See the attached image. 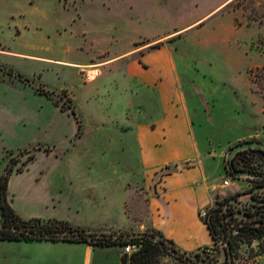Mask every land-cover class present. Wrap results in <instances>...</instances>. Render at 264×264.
<instances>
[{
    "label": "crops",
    "instance_id": "crops-1",
    "mask_svg": "<svg viewBox=\"0 0 264 264\" xmlns=\"http://www.w3.org/2000/svg\"><path fill=\"white\" fill-rule=\"evenodd\" d=\"M254 37L255 33L243 39L244 51ZM228 38L223 36L218 42L224 45ZM223 50L229 66L219 70L199 64L196 71L204 78L183 83L175 77L176 65L170 61V51L164 56L160 54L164 46L140 47L139 56L121 66L115 80V98L108 99L111 108L100 111L93 122L80 119L72 90L57 88L69 93L81 125L82 133L76 141L86 133L113 134L117 140L111 143L106 138L101 146L103 153L114 147L124 157H64L70 144L75 145L73 139L60 151L51 144L37 146L46 155H54L39 161L31 149L24 148L33 156L27 160L18 152L20 147L11 150L0 144V175L12 157L13 169L20 167L11 172L7 182L8 201L14 211L23 219H57L95 233L126 235L122 239L154 229L181 252L194 253L210 247L214 240L208 226L200 220L199 210L210 209L216 200L241 191L234 186L233 191L224 192L228 186L221 185L226 173L223 152L218 148L243 140V129L255 124L248 119L256 96L249 77L243 101L221 74L223 70L227 74L232 66V49L227 46ZM13 53L33 57L26 51ZM118 56L68 63L77 69L83 84H91L103 76L102 64ZM0 63L4 64L1 59ZM6 73L0 68V107L8 93H21L35 101L39 109L46 107L71 115L78 125L69 110L61 109L51 97L36 90L40 85L57 91L42 82L40 72L37 77L33 74L37 80L27 82ZM86 99L92 98L87 95ZM8 115L17 118L21 111L9 113L0 108V134L16 129L8 125ZM229 119L235 122L225 129ZM211 135H216L217 144L212 142ZM159 167L168 170L157 179ZM122 257L121 242L100 245L62 239L0 240V264H122ZM243 264H264V253Z\"/></svg>",
    "mask_w": 264,
    "mask_h": 264
},
{
    "label": "rangeland",
    "instance_id": "rangeland-1",
    "mask_svg": "<svg viewBox=\"0 0 264 264\" xmlns=\"http://www.w3.org/2000/svg\"><path fill=\"white\" fill-rule=\"evenodd\" d=\"M253 33L255 37L249 48L245 49L250 55L243 49V39ZM223 36L229 37V42L224 45L218 42ZM161 46H164V52L160 54L165 56L170 51V61L176 65L175 77L180 82L194 83L204 78L196 71L199 64L207 68L216 66L219 70L229 66L222 53L227 46L232 49V66L227 74H223L224 70L221 74L233 84L236 94L243 101L242 94L249 77L250 87L256 96L252 99L254 109L248 119L255 124L243 129L242 136L246 137L243 140L232 141L228 145L224 143L218 148L223 152L222 164L226 173L225 169L230 163L227 154L231 147L250 140L264 142V0H0L2 65L27 75L30 81L37 80V73L40 72L42 82L50 89L64 86L72 90L80 119L85 122H93L98 119L100 111L111 108L108 99L115 98V80L121 66L139 56L140 47L157 49ZM13 50L26 51L33 57L19 56ZM114 56L118 57L102 64L103 76L91 84H83L77 69L68 63L85 62L90 58L104 60ZM51 92V98L59 107H72L69 93L64 88ZM16 95L8 93L0 107L9 113L16 109L21 111L20 117H6L11 122L8 125L16 129L1 133L0 144L11 150L20 147L22 150L18 152L23 153V158L28 157L24 148L31 149L39 161L54 155H46L37 150V146L51 144L60 151L81 135V125L79 123L78 126L71 115L46 107L39 109L28 96L21 93ZM87 95L92 98L90 101H87ZM18 122L19 125L15 124ZM234 122L229 119L225 129ZM211 137L212 142L217 144L216 135ZM106 138L111 143L117 140L113 134L86 133L74 146L70 144L64 157H124L114 147L103 153L101 146H104ZM249 148L258 147L240 149L232 158L239 151ZM58 153L57 156L60 155ZM1 162L0 159V166ZM244 163L245 160H239L238 167L248 168L253 173L239 171L224 176L230 180V186L224 192L233 191L235 187L241 190L237 195L236 207L245 205L250 200V194L264 193V188L253 185L254 181L260 179L259 173L264 174V157L256 153L246 165ZM163 168L159 167L156 172ZM199 217L206 224L200 214ZM209 246L200 258L190 257L205 263H229L221 243ZM235 252L243 253V257L245 253V257L237 262L233 259V264L247 263L252 258H249L243 243H239ZM153 264L190 263L171 253L161 252Z\"/></svg>",
    "mask_w": 264,
    "mask_h": 264
},
{
    "label": "trees",
    "instance_id": "trees-1",
    "mask_svg": "<svg viewBox=\"0 0 264 264\" xmlns=\"http://www.w3.org/2000/svg\"><path fill=\"white\" fill-rule=\"evenodd\" d=\"M0 68L6 70L8 73L18 77L23 81H29L27 77L18 72H14L11 68H6L2 64H0ZM36 90L41 94L52 97L53 92L49 90H46L42 87H36ZM60 108L63 110L68 109L71 114L77 119L76 112L74 108L70 107V105H60ZM256 153L264 157V150L260 148H249L239 151L232 158L231 162L228 163V168L225 169L226 173L228 175L236 174L239 171L253 173V171L248 168H239L238 162L239 160L243 159L246 163L250 161L252 159V155ZM32 158V155H28L27 160ZM12 159L13 157L9 160L8 165H6L0 175V225L3 226L0 227V240L62 239L100 245H109L117 242H121L123 245H126L127 242L136 241L140 244V248L132 253V264H153L157 256H159L161 252L170 253L167 249L168 247H172L173 249L179 251L171 240L165 238L160 231L154 229H150L147 232L150 233L151 236L156 237L157 240H153L151 237L146 235L131 237L129 239L113 238L111 236L104 235L101 237H93L91 240H89L85 236V234L91 233V231L85 227L74 226L66 221L57 219L44 220L40 218H21L14 211L8 201L7 182L9 175L13 170H20V167L13 169ZM259 178L260 179L258 181H254L253 185L255 187L264 188V174L259 173ZM237 195H239V193H235L234 195H230L224 198L225 200L232 198L237 201ZM249 199L250 200H248V202L245 203V205H243L242 207H236L234 205L228 206V213L232 214L231 221H224L222 219L223 213L221 212V206L224 204V202H221L219 200H216L215 205L210 208L207 217L205 218V222L209 228L214 243L216 244L218 241L228 242L230 244V252L233 258L235 250L238 247L239 243H243L246 245L247 252H249V258L264 253V193L263 195L250 194ZM232 223L233 225H231ZM10 226H16L19 228L36 231L41 233L42 235H61L67 233H76L80 234V236L74 238H38L20 231L12 230L9 228ZM229 229H235L236 232L234 234H229ZM254 240L257 241L256 248L250 246ZM206 248L208 247L205 246L202 249ZM181 253L188 257H190L191 255L197 257L199 254V252L187 253L184 251H182Z\"/></svg>",
    "mask_w": 264,
    "mask_h": 264
},
{
    "label": "water",
    "instance_id": "water-1",
    "mask_svg": "<svg viewBox=\"0 0 264 264\" xmlns=\"http://www.w3.org/2000/svg\"><path fill=\"white\" fill-rule=\"evenodd\" d=\"M247 147H258V148H261L262 150H264V142H262L260 140H250V141H245V142H242V143L235 144L233 147L230 148V151L227 154V157L229 158V161L231 162L232 156H233V154L236 151H238L240 149L247 148ZM0 227H3V226L0 225ZM9 228L12 229V230H15V231H20V232L26 233V234L31 235L33 237H38V238H41V237H44V238H74V237H79L80 236V234H76V233H67V234H61V235H42L39 232L28 230V229H24V228H19V227H16V226H10ZM104 235L111 236L113 238H123V237L126 236L124 234H103V233H95V232H91V233H86L85 234V236L89 240H91L93 237H101V236H104ZM145 235L151 237L153 240H157L156 237L151 236V234L148 233V232L133 233V234L127 235V236H130V238H131V237L145 236ZM167 249L172 255H174L176 257H179L180 259H183L184 261H186V262H188L190 264H198L194 259L184 255L183 253L173 249L172 247H168ZM225 253H226V256L228 258V262H229L228 264H233V258H232V254L230 252V244L228 242H226Z\"/></svg>",
    "mask_w": 264,
    "mask_h": 264
},
{
    "label": "built area",
    "instance_id": "built-area-1",
    "mask_svg": "<svg viewBox=\"0 0 264 264\" xmlns=\"http://www.w3.org/2000/svg\"><path fill=\"white\" fill-rule=\"evenodd\" d=\"M167 170H168L167 167H164L163 169H160V170H159V173H156V175L158 176L157 179L162 178V177L165 175V173H166ZM221 185H222L223 187L230 186V180H229L228 178H224V179L222 180V182H221ZM219 201L224 202V204L221 206V207H222L221 212L223 213V215H222V219H223L224 221H231V219H232V214H229L227 209H228V206H229V205H232V206L234 205V206H235V204H237V201L234 200V199H232V198H230V199H228V200H225V198H222V199L219 200ZM209 210H210V209H202V210H200L199 214L201 215V217H202L203 219H205V218L207 217V214H208ZM231 225H233V223H232ZM235 232H236L235 229H229V234H231V233L234 234ZM218 243H221V244L224 246V248H226V242H225V241H218ZM244 245H245V244H244ZM256 245H257V241L254 240V241L251 243L250 246L253 247V248H256ZM210 247H211V246H210ZM245 247H246V245H245ZM139 248H140V244L137 243L136 241H130V242H127L126 245H123L122 264H132V258H131V255H132L133 252H135V251L138 250ZM208 248H209V247H208ZM206 249H207V248H206ZM206 249H200L199 254H198V256H197L196 258H197V259L200 258L201 253L204 252ZM238 250H239V249H238ZM242 255H243V253H236V252H235V254H234V258H233V257H232V258L237 262L238 260H241V259H243V258L245 257V253H244V257H243ZM195 261H196L198 264H216V263H205V262H203L202 260H201V261L195 260Z\"/></svg>",
    "mask_w": 264,
    "mask_h": 264
}]
</instances>
